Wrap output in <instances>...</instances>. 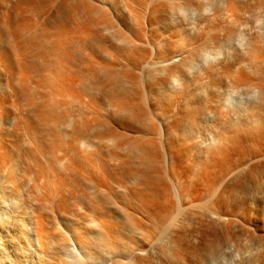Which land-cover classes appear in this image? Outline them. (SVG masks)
Returning a JSON list of instances; mask_svg holds the SVG:
<instances>
[{
	"label": "bare ground",
	"instance_id": "bare-ground-1",
	"mask_svg": "<svg viewBox=\"0 0 264 264\" xmlns=\"http://www.w3.org/2000/svg\"><path fill=\"white\" fill-rule=\"evenodd\" d=\"M0 264H264V0H0Z\"/></svg>",
	"mask_w": 264,
	"mask_h": 264
}]
</instances>
